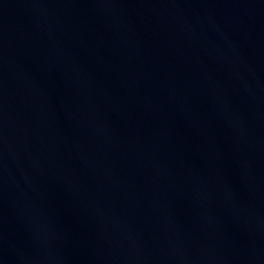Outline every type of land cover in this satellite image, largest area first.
Listing matches in <instances>:
<instances>
[{"label": "water", "instance_id": "water-1", "mask_svg": "<svg viewBox=\"0 0 264 264\" xmlns=\"http://www.w3.org/2000/svg\"><path fill=\"white\" fill-rule=\"evenodd\" d=\"M0 264H264V0H0Z\"/></svg>", "mask_w": 264, "mask_h": 264}]
</instances>
